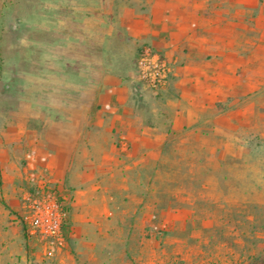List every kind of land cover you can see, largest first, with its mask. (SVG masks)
I'll return each instance as SVG.
<instances>
[{"label": "crops", "instance_id": "0c3cea01", "mask_svg": "<svg viewBox=\"0 0 264 264\" xmlns=\"http://www.w3.org/2000/svg\"><path fill=\"white\" fill-rule=\"evenodd\" d=\"M115 7H106L113 14L106 31L90 33L89 45L82 36L74 55L65 47L57 80L53 71L27 83V99L0 123V249L15 243L21 264L30 258L29 240L20 216L9 215L1 201L22 209L40 179L70 206L72 232L56 256L60 262L72 250L80 264L147 263L153 241L147 228L157 227L158 217L194 211L192 189L173 191L164 203L159 185L168 162L192 169L196 151L209 159L212 151L240 149V134L223 122L232 111L241 121L248 110L242 104L255 105L264 88V0H140ZM144 45L170 64L166 86L137 80ZM184 178L192 184L170 177ZM156 246L152 264L159 260ZM133 248L145 255L137 258Z\"/></svg>", "mask_w": 264, "mask_h": 264}, {"label": "rangeland", "instance_id": "374dc122", "mask_svg": "<svg viewBox=\"0 0 264 264\" xmlns=\"http://www.w3.org/2000/svg\"><path fill=\"white\" fill-rule=\"evenodd\" d=\"M139 1L0 0V123L7 122L19 99H27V83L48 79L53 71V79L57 80L65 47L68 54L74 55L82 36L86 35L89 45L90 33L106 31L113 19L106 9L108 3L115 2L117 11ZM254 97L255 105L249 101L242 104L248 110L241 121L232 111L234 104L226 105L232 113L223 124L240 134V149L212 151L209 159L208 153L196 151L191 154L192 169L172 167L168 162L162 175L164 182L159 185L164 203L169 193L192 189L194 211L158 217L157 227L147 228L145 237L153 238L147 245L150 249L146 255L138 251L147 257V263L140 261L134 249H140V242L130 241L135 244L131 251L138 258L134 264H152L149 260L155 243L158 264H264V88ZM211 144L218 146L217 137L211 138ZM172 175L189 177L193 182L186 184L185 178L182 183L172 182ZM1 204L9 215L22 213L21 208L14 211L4 200ZM27 247L30 258L23 264H80L75 262L72 250L68 253L71 257L60 262L56 256L46 258L38 246L28 243ZM0 254L4 256L0 264L22 262L15 243L4 244Z\"/></svg>", "mask_w": 264, "mask_h": 264}, {"label": "built area", "instance_id": "2783aa9c", "mask_svg": "<svg viewBox=\"0 0 264 264\" xmlns=\"http://www.w3.org/2000/svg\"><path fill=\"white\" fill-rule=\"evenodd\" d=\"M172 68L150 45L141 47L136 65V78L145 86L158 89L168 84ZM123 143L126 144L123 139ZM69 203L52 183L40 179L24 199L19 222L29 243L42 248L46 258L68 248L72 229Z\"/></svg>", "mask_w": 264, "mask_h": 264}]
</instances>
